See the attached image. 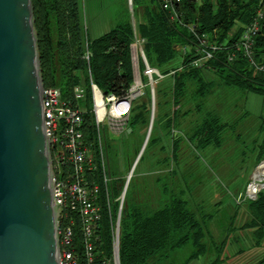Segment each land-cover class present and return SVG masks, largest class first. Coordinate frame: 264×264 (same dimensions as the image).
Returning a JSON list of instances; mask_svg holds the SVG:
<instances>
[{"label": "trees", "instance_id": "obj_1", "mask_svg": "<svg viewBox=\"0 0 264 264\" xmlns=\"http://www.w3.org/2000/svg\"><path fill=\"white\" fill-rule=\"evenodd\" d=\"M182 1V16L180 21L174 22L168 12L163 10L159 0H133L134 17L137 30L144 40L146 59L151 68L158 70L164 78L156 85L158 118L149 143L154 140L157 127L162 130L163 137L171 140L174 127L182 133L172 143L174 156L181 148L180 142H184L190 151V143L197 142L198 150L207 151L212 157L219 149L238 150L237 143H240L247 147L242 150L241 156L247 157L249 151L251 162L258 165L264 159V136L261 140L254 137L249 140L250 144L241 142L245 135L244 129L250 132L247 126L249 113L241 109L244 105L242 100L248 94L264 97V72L254 68L242 55L230 63L227 50L217 52L205 68L193 66L192 57L198 45V37L191 32L189 25L194 27L196 34L216 30L219 43H234L240 40L245 26L251 22L257 9L262 8L264 12V0ZM126 3L124 0L123 4ZM31 4L42 85L45 88L58 87L62 90L63 100L73 105H83L76 97L75 88L81 86L86 90L83 100L87 111L83 115V132L86 143L98 158V132L89 73L104 97L115 95L123 99L127 95L135 78L132 60L135 31L132 22L128 19L92 40L87 32L81 0H31ZM262 27V32L255 40L254 50L257 64L264 67V21ZM234 30L235 34L230 35ZM178 47H186L187 52L184 53ZM205 69L214 72L216 78L209 81ZM213 94L220 99L219 106L210 108L208 99ZM152 104L149 89L142 98L133 101L130 126L134 132L130 148L134 153L142 146L139 145L140 134L150 125ZM240 112L243 114L238 115ZM261 119L258 131L264 134V115ZM158 136H161L160 133ZM141 159L140 164L144 157ZM164 161V165L170 169L169 158ZM166 177L164 174L156 177L161 187L157 205L144 206L139 201L137 185L131 191L130 182L121 216V264H176V259L182 255L185 263H189L210 254L213 259H209L207 264H231L224 257L227 236L217 243L209 229L216 214L207 213L203 201V216L199 218L191 202L185 198L184 188L175 180L170 183ZM99 180L103 182L101 177ZM124 182V179H116L109 186L113 199L121 194ZM102 189L99 202L102 220L98 228L100 242L96 245L95 264H105L106 259L113 255L111 221L112 217L117 218L119 209L118 203L110 217L103 183ZM246 189L245 186L237 187L234 190L236 196L244 195ZM225 196L227 201L213 203L211 206L214 209L221 208L234 199L231 194ZM234 206L235 216L245 211L251 213V225L260 227L256 237L259 239L264 233V191L259 193L257 200H245L242 208L238 204ZM59 219L73 230V247L78 254L79 264H89L82 247V218L66 205ZM258 264H264V257Z\"/></svg>", "mask_w": 264, "mask_h": 264}, {"label": "water", "instance_id": "obj_2", "mask_svg": "<svg viewBox=\"0 0 264 264\" xmlns=\"http://www.w3.org/2000/svg\"><path fill=\"white\" fill-rule=\"evenodd\" d=\"M42 87L31 0H0V264H59ZM152 88L151 122L135 166L156 120Z\"/></svg>", "mask_w": 264, "mask_h": 264}, {"label": "built area", "instance_id": "obj_3", "mask_svg": "<svg viewBox=\"0 0 264 264\" xmlns=\"http://www.w3.org/2000/svg\"><path fill=\"white\" fill-rule=\"evenodd\" d=\"M165 12H168L172 21H180V6L182 0H159ZM251 22L245 27V31L240 40L234 43H219L217 31L196 34L193 26L189 29L198 37V45L193 55L192 65L197 68H203L212 59L215 54L222 50H227V57L230 63L235 62L239 55L244 56L251 65L259 71L264 72V67L259 66L256 62L255 44L256 38L262 32L264 21V12L262 8L257 9ZM132 60L135 67L140 66L139 56L144 59L145 45L144 40L138 32H135V40L132 44ZM184 53L186 47L179 48ZM135 51V55H134ZM145 61V59H144ZM153 80V74L157 73L160 79H163L161 73L152 69L149 63L144 71ZM175 74L174 72H172ZM135 74V71H134ZM91 77V89L94 101V118L98 132L99 157L96 158L91 147L88 146L83 132V115L87 111L82 105H73L62 97V90L55 88H41L42 105H43V133L45 134L48 148V158L50 162V191L52 192V201L57 219V246L59 248L57 262L59 264H79L78 254L73 247L74 233L70 226L63 225L60 221L61 211L64 206H68L72 212H77L82 218V233L84 253L89 264H95V252L97 243L100 242L98 235L99 223L102 220L100 197L102 194V183L105 186L107 194V203L109 206V215L112 217L113 208L111 200L112 192L109 186L114 179L108 175L106 169V153L104 150L103 137L101 128L106 122L110 131L126 136L133 133L130 126V115L133 108V101L145 95L141 77L134 78V84L130 87L127 95L123 99L115 95L104 97L101 89L93 82ZM136 75V74H135ZM78 100L84 99L86 90L81 86L75 88ZM96 101H100L101 108L97 106ZM100 109V110H99ZM101 177L102 183L99 178ZM119 179V178H116ZM115 179V181H116ZM254 179L248 186L244 195L237 198L238 204L244 203L247 199L257 200L259 193L264 191V186L256 192L251 193V186ZM259 182L258 185H262ZM125 191L117 199L121 201L117 218L112 217L111 231L113 232V255L106 259L105 264H121L119 259V244L121 241L122 230L118 219L122 216L123 201ZM122 229V227H121Z\"/></svg>", "mask_w": 264, "mask_h": 264}, {"label": "rangeland", "instance_id": "obj_4", "mask_svg": "<svg viewBox=\"0 0 264 264\" xmlns=\"http://www.w3.org/2000/svg\"><path fill=\"white\" fill-rule=\"evenodd\" d=\"M123 3L124 0H81V4L83 6V17L85 18V24L87 27V32H89L90 39H97V37L108 33V31H110L112 28H115L119 24L125 23V21H127L128 19H130V21L132 22V12L129 0H127L128 4L126 3V0V4ZM135 54L136 53L134 51V55ZM139 59L140 66L135 67V76L136 78L141 77L145 86L144 88L146 90L149 89L151 92L152 100V87L157 88L156 85L161 82L160 76L159 74L155 73L153 74V80H151L149 76L145 75L144 73L147 67V63L144 61L141 55L139 56ZM205 67H207V65L203 68ZM204 72H206V77L209 81H212V79L216 78V74L214 72L213 74L207 69H205ZM246 99L244 98V100H242L244 105H242V109L239 108L238 110H246L249 113V118L247 119V126L250 128V132L248 133V129H244L245 135L241 142L250 144L249 140H252L254 137L260 138L261 140L264 134L259 132V127L262 122L261 115H257L259 111V106L256 105L257 103L253 104L251 101ZM208 100V106L210 108H215L219 106L218 101H220V99L216 98V94L211 95ZM81 104H83L82 107L87 110L86 104H84L83 99H81ZM157 111L158 107L156 108L155 112L156 118H158ZM242 114L243 113L240 112L238 115ZM156 130L157 134L153 138L154 140L149 143L151 139L150 137L146 149L143 151V154L141 155L138 164L135 166L136 161L138 160L137 157L140 154V151L143 148V144L147 138L148 129L143 130L140 136L138 135L141 140L139 142V145L141 144L142 146L137 153H134L130 148V143L133 139V133L128 136H126L125 134L114 133L110 131L108 127V122H106L101 128L104 144L103 146L106 153V169L108 175H110L111 178L114 179V181L116 178H119L121 180L124 179L125 182L123 185L122 192H124L126 188V183L129 180V184L127 187L128 189L127 191H125L123 201L124 204L122 206L123 209L126 205L125 201L128 191L130 188L131 191L135 189L134 185H137V188L139 189V201L144 206L157 205V200L161 187L160 184L156 182V177L160 174H164L167 176L166 179L170 183L175 180L178 185L184 188L186 193L185 198L187 199V201L191 202L193 208L199 215V218H202L203 216V201V203L206 204L205 206L207 213L216 214V218L209 224V229H212L213 239L217 243L223 239L222 234L224 232V235L228 238L227 248H229V244H234L232 243L233 238L236 239V237H239L240 239V233V235L243 237V233L237 231L239 229L238 227H240V224L238 223H241L242 221L235 220V222L233 223L231 217V215H233L235 207L234 205L238 203V197L236 196L234 190L237 187L241 186H245L248 188V186L252 182V178L255 172H257L255 176L256 179L264 175V165L260 169V166L261 164H263L264 159L260 163H258V165H256L251 162L252 157L249 156V151L247 157H242V150H245L247 147H245L244 145L242 146V144L240 143H237V145L239 146L238 150H231L228 148L219 149L215 153L214 157H212L207 151H204L202 149L198 150V143H190L189 139H186V141L191 144V151L189 150V147L184 144V142H180L181 148H179V150L174 156V144L172 143L174 139H178V137H180L182 133L173 127L171 135L173 137H171V140H168L167 138L162 136V130H160V128L157 127ZM159 133L161 135L160 137L158 136ZM111 138H113V142ZM161 146H164V148L161 149ZM142 157H144V161L140 164ZM168 158L170 160V169L166 167V165H164V160ZM149 162H151V165L149 164ZM133 166H135V169L134 172L131 173ZM258 169H260V173H258ZM168 174L172 175L168 176ZM130 182L131 187L129 188ZM254 185H256V183H254ZM255 187L256 186H252V192L255 191ZM223 188H225L227 191H224ZM122 192L115 199L111 200L112 208H115L116 204L119 203L120 209L121 201L117 199L122 195ZM227 193L231 194L234 199H232L231 202L227 203L225 206L221 208L217 207V209H214V207L211 206L213 203L218 204L221 203L223 200H228L225 196V194ZM238 205H240L242 208L244 203ZM225 212H228L229 214H226ZM241 215L242 213H240L239 217H241ZM227 229H229L228 232ZM118 246L120 253L121 246L120 244ZM189 252L190 249L188 250V253ZM249 253L250 252H247L246 255ZM251 256H256L259 259L262 257L261 253L257 251L252 252ZM197 259L202 262L206 261L205 256L199 257ZM184 260L185 258L182 255L179 257V260L176 259L175 262L177 263Z\"/></svg>", "mask_w": 264, "mask_h": 264}, {"label": "crops", "instance_id": "obj_5", "mask_svg": "<svg viewBox=\"0 0 264 264\" xmlns=\"http://www.w3.org/2000/svg\"><path fill=\"white\" fill-rule=\"evenodd\" d=\"M234 34H235V30L230 33V35L232 36ZM179 48L180 47H178V49ZM133 72H134V62H133ZM247 97H248L247 99L251 101L253 104L257 103L256 105L259 106V111L257 115L262 116V114H264L263 113L264 112V97L258 94L256 95L248 94ZM239 216L240 214H237V216L233 214L232 222L234 223L235 220L242 221L241 223H238L240 224V227H238L239 229L237 228L238 229L237 231L242 232L243 237L240 235L241 234L240 233L239 234L240 239L239 237H236V239L233 238L232 243L234 244L232 245L229 244V248H226L228 250L225 251L224 257H226V259L231 264H258L261 261V259L264 257V233L261 234L263 235V238H260L261 235L259 236V239L256 238L258 237L257 233L260 227H253L251 225L252 220H253V216L251 215V213H249L248 211H245V213H243L241 217ZM210 231L212 234V229H210ZM222 236L223 238L225 237L224 232ZM255 251L261 253L262 257L260 259L256 256L255 257L251 256L252 252H255ZM247 252H250V253L246 255ZM210 256L211 254L206 257V261L204 262L196 259V260L190 261V263H185L184 261H181V262H177L176 264H207L209 259H213Z\"/></svg>", "mask_w": 264, "mask_h": 264}, {"label": "bare ground", "instance_id": "obj_6", "mask_svg": "<svg viewBox=\"0 0 264 264\" xmlns=\"http://www.w3.org/2000/svg\"><path fill=\"white\" fill-rule=\"evenodd\" d=\"M96 104H97L98 107L101 106L100 101H99V102L96 101ZM100 108H101V107H100ZM99 110H100V109H99ZM263 165H264V162H263V164H261L260 169H261V167H262ZM260 169H258V173L261 172ZM256 173H257V172H255V174H254V176H253V178H252V179H254V181H253V183H252V186H254V183H256V185H255L256 187H255V191H254V192H256L260 187H263V186H264V183H262V185H258V183H259L260 181H261V182L264 181V175H263L262 177H258V178L256 179V178H255ZM252 186H251V188H252ZM254 192L251 191V193H254Z\"/></svg>", "mask_w": 264, "mask_h": 264}]
</instances>
